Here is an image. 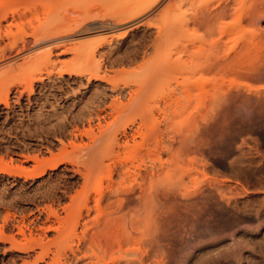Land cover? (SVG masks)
Listing matches in <instances>:
<instances>
[{
	"label": "rangeland",
	"instance_id": "obj_1",
	"mask_svg": "<svg viewBox=\"0 0 264 264\" xmlns=\"http://www.w3.org/2000/svg\"><path fill=\"white\" fill-rule=\"evenodd\" d=\"M151 1L134 22L101 27ZM263 13L264 0H0V264H50L58 230L74 225L71 243L64 237L76 248L100 204L114 212L117 238L99 264H139L144 254L142 264H187L188 250V264H264V223L253 231L264 220ZM59 24L77 34L64 43L98 52L71 61L51 45L57 36L33 43ZM138 42L135 59L109 63ZM86 65L104 80L66 71ZM123 127L134 139L113 149L107 139ZM99 142L106 149L91 155ZM134 180L144 192L115 197ZM194 205L220 208L219 240L191 230ZM68 248L60 264L73 263Z\"/></svg>",
	"mask_w": 264,
	"mask_h": 264
},
{
	"label": "bare ground",
	"instance_id": "obj_2",
	"mask_svg": "<svg viewBox=\"0 0 264 264\" xmlns=\"http://www.w3.org/2000/svg\"><path fill=\"white\" fill-rule=\"evenodd\" d=\"M152 6V1L151 2H147V3H145V4H142V5H140V6H134V7H132V8H130V9H128V10H123V11H121L119 14H117V15H115L114 16V18L112 17V18H110V21H108V23L106 22V24H107V26L106 25H101V27H106V28H116V27H118V26H121V25H123V24H125V23H129V22H134L135 20H136V18L137 17H139L140 15H142V14H144V12H146L150 7ZM210 13L211 12H209V14L208 15H210ZM226 13V11H225V9L224 8H220L219 10H216V12L215 13H213L212 15L214 16V17H219L220 15L222 16V15H224ZM264 16V13L262 14V15H260V17H263ZM112 19V20H111ZM104 24H105V22H104ZM135 24H137V22H135ZM60 25V24H59ZM132 25H134V24H132ZM70 27V28H69ZM71 27H73V26H64L63 24H61L60 25V27L58 26V27H56V28H53L50 32H49V34L47 35V36H45V37H43V38H35L34 39V44L35 43H37V42H39V41H42V39H44V38H47L48 36H53V38L52 39H55L54 38V36H57V38L56 39H58V37H59V39L58 40H55L56 42L54 43V44H52L51 43V45L53 46V45H58V47H62V49H60V51H61V53L62 54H64L63 52H66V51H70V55H71V61H75L76 59H78V58H80V57H83V56H86V57H93L94 55H95V53L96 52H98L97 50H96V48L95 47H86V46H83L82 44H66V43H64L65 41H66V39H67V41H70L71 42V39H69V38H72L71 36H69V35H72L71 33H72V31H74L73 30V28L71 29ZM170 27V26H169ZM169 27H166L165 28V30H167V28L169 29V31H164V32H166V34H165V37H166V35L168 34V35H171L170 34V31H171V27L169 28ZM96 28H100V26H96ZM160 28V27H159ZM174 28V27H173ZM173 28H172V30H173ZM174 30L175 31H172V32H174V33H176L175 35H178V34H182V35H187V34H189L190 33V29L189 28H179L178 30H177V28L175 29L174 28ZM75 33V31L73 32V35H75L74 34ZM163 31L161 30V28H160V30H158V28H157V32H156V35H154V37H153V39H152V41H150V49H151V52L153 53V54H155L157 51H158V49H159V47L160 46H162V44H163V42H164V39H162V37H164L163 35ZM69 36V37H66V36ZM77 35V34H76ZM164 37V38H165ZM76 38V37H75ZM75 38H72V40L73 39H75ZM48 39V38H47ZM50 39V38H49ZM66 41V42H67ZM163 41V42H162ZM68 43V42H67ZM61 44V45H60ZM54 46V47H55ZM141 46H143V44L141 43V42H138V44L135 46V47H133L132 49H130V50H128L125 54H123L122 56H120V57H113V58H110V60H109V63L110 64H113L114 62H117V61H130V60H132V59H135L138 55H139V51H140V49L142 48ZM58 47H56V48H58ZM59 49V48H58ZM50 49H48V53H46L45 52V54H47L48 56V59H50L49 58V53H50V51H49ZM66 63H68V61L66 62ZM66 63L65 64H63V65H66ZM62 64V63H61ZM67 66V65H66ZM218 66L221 68V70H223V69H225L226 67H228L229 66V64H228V62L227 61H222V62H220V63H218ZM69 68H70V70H69ZM67 69V68H66ZM67 71V73H69V75H71L72 73H73V75L77 78V79H82V77H84V76H87V81H88V83L91 81V79H95V80H104V77H105V75L104 76H102V74H100V71H99V67H98V70H97V68L96 69H94L93 67H92V65H86V66H84V67H79V66H77V67H73L72 68V66H68V70H66ZM66 71H61V72H66ZM99 71V72H98ZM61 72H59V75H61L62 73ZM112 89H115V86L113 85V87H112ZM115 91V90H114ZM116 92V91H115ZM99 98V97H101V94H99V93H94L93 95H91L90 97H88V98ZM135 98V97H134ZM134 98L132 97V96H130V98H129V100L131 99V100H134ZM136 99V98H135ZM76 104H79V102H76ZM75 105V104H74ZM227 129L226 128H224V127H222L221 128V131L222 132H225ZM133 136H134V134H133ZM221 136V135H220ZM130 138H132V139H134L133 137H132V134H130V133H128L127 132V130H126V128L125 127H123V129L121 130V132H118V134H116V133H114V135L112 134L111 136H110V138L108 137V139H107V141L110 143V145H111V147L114 149V148H118V149H126L127 147H129L130 146V144H129V140H130ZM111 139V142L109 141ZM105 142V140L102 142L103 143V145L104 144H106V143H104ZM220 142L221 143H224V141L222 140V139H220ZM102 143H100L99 142V146H96L95 148H94V150L92 151V154L91 155H94L95 154V152L97 153L98 151L99 152H101V150H102V148L103 147H101V144ZM108 144V143H107ZM97 147H99V149L97 148ZM100 147H101V149H100ZM108 147H110V146H108ZM110 147V149H112ZM96 149H98V151L96 150ZM104 150L106 149V148H103ZM94 152V153H93ZM83 159L85 160V157L83 158V156H82V161H83ZM122 167V166H121ZM126 169L124 168L123 169V167H122V169H121V171H122V173L125 171ZM121 171H119V173L120 174H122L121 173ZM126 172V171H125ZM125 172L123 173V174H125ZM118 173V174H119ZM140 176V175H139ZM155 176V175H154ZM140 178H142L143 179V176H141ZM87 178H85V181H87L86 180ZM136 183H134L133 182V185L131 184V188H130V184H129V186L128 185H126V186H124L122 189L120 188V189H117L116 191H115V197L116 196H118L119 195V193H121L122 192V194H124V193H129V192H132L133 190H135V187L136 186H139V188L140 189H142V191L144 192V190H143V188H141V187H143V185L142 184H140L141 182L139 181V180H134ZM87 182H89V180L87 181ZM86 182V183H87ZM138 182H140L139 183V185H137L138 184ZM86 183L84 182V184L86 185ZM85 185H84V187L83 188H85ZM136 185V186H135ZM142 185V186H141ZM128 186V187H127ZM213 187H215L216 188V190H217V192L219 193V196L221 197V198H225L227 201H229V198H226V196H225V194L224 193H222V192H219V188H218V186L217 185H214ZM138 188V187H137ZM139 188L137 189V190H139ZM200 190V187L199 188H197L196 189V191H199ZM102 192H105V191H101L100 193H102ZM139 192V191H138ZM108 193V192H107ZM105 194V193H104ZM142 195H143V193H141ZM142 195H139V198L140 199H143V196ZM105 195H100L99 194V200H97L98 201V203H97V206L99 205V202H100V200H102V198L104 197ZM107 196V195H106ZM118 197H120V196H118ZM107 198V197H106ZM105 198V199H106ZM119 202H117V204H118ZM101 206H102V204H100ZM99 205V206H100ZM98 206V207H99ZM99 207L100 209V211H101V214H100V217H101V215H102V217L99 219L98 218V220L97 219H94V220H96V221H94V220H92V221H94L93 222V224L91 223V226H88V223H90V221L88 220V223H87V220L82 224L83 225V227H85V229H86V226H87V229H88V231H87V229L85 230L84 228V234H86V235H84L83 234V240H84V242L83 243H81V244H79L78 246H76V248L74 247L73 249L71 248V244L70 245H68L67 244V238L66 237H64V236H66V235H68V237H69V235H70V237L72 236H76V227L73 225V227L71 226V228H68V231H67V229H65V228H61V230L59 229L58 231H59V233H57V235L54 237V242H56V243H54L57 247H54V251H58L57 252V255H56V252L54 253V255H53V257L50 259V262H48V263H50V264H60V261H59V259L60 258H58L59 256H60V254H59V252H60V250H62L63 249V247L64 246H67V248L68 247H70L71 248V254H72V256H73V263H71V264H81V262L80 261H82V258H84V259H86L85 261L83 260V262H82V264L84 263V264H99L98 262H100V260H98L99 259V257H101L102 259H103V257L104 256H106V254H107V256H109V257H111V254H112V251H113V249L112 248H114V246L113 245H115V238L114 237H116L117 238V235L116 236H114V234L115 233H113V226L115 225V224H113V223H115L114 221L116 220V217H114V212H112V211H109V212H104L103 213V211H102V207ZM119 208H120V205L118 204L117 205ZM204 210L205 209H203V205H201V207H198L197 205H194L193 207H192V214H193V216H194V219L192 220V222L190 223V228H191V230H193V231H196V233H197V236L198 237H201V236H203V235H208V236H210V240H212V241H217V240H219L220 238H218V234H219V232H220V230H221V226H222V224L220 225V223H219V220H220V215H221V210H220V208L218 207V206H216L215 208L213 207L212 208V210H210V211H208V212H206V214H204ZM207 215V216H206ZM89 218V217H88ZM121 219H123V218H121ZM211 220H215V221H217V223H216V226H214V225H212L211 224ZM233 220H235L234 218H233ZM91 221V222H92ZM78 222V221H77ZM154 222H156V224H158L157 223V220L156 221H154ZM263 223H264V220H260V222L258 223V224H256L255 225V229H253V231H256L257 229H260L261 228V226L263 225ZM225 224V223H224ZM223 224V225H224ZM155 225V223L153 224V226ZM156 227H157V225H155ZM159 226V225H158ZM91 227V228H90ZM112 228V229H111ZM65 231H63V230ZM73 230V231H69V230ZM155 229H157V228H154L153 230L154 231H156ZM74 230H75V233H74ZM61 231V232H60ZM87 231V232H86ZM153 231V232H154ZM237 231H239V229L237 228V229H235V231L234 232H232V234H231V236H236V237H239L240 235H238V234H235ZM71 232H72V235H71ZM86 232V233H85ZM112 232V233H111ZM63 233V234H62ZM70 233V234H69ZM188 233H190V231H188ZM63 237H62V236ZM114 236V237H113ZM70 237H69V242L68 243H71V241H72V237H71V239H70ZM66 238V242H63V241H65L64 239ZM153 238H154V235H153ZM155 238H156V236H155ZM238 239V238H237ZM71 240V241H70ZM80 240V239H79ZM82 240V241H83ZM53 241H52V245H54L53 244ZM81 241V240H80ZM57 242H58V244H57ZM61 242V243H60ZM79 242V241H78ZM80 243V242H79ZM114 243V244H113ZM238 243L240 244L241 242L239 241V239H238ZM62 244V245H61ZM64 244H66V245H64ZM58 246H60V247H58ZM62 246V247H61ZM73 247V246H72ZM56 248H57V250H56ZM69 249V248H68ZM112 249V250H111ZM196 249H199V247L198 248H196ZM195 248H194V251L196 250ZM97 250V251H96ZM111 250V251H110ZM199 250H201V249H199ZM65 250L63 249V252H64ZM191 251L192 250H188V251H186V258H187V264H188V262H189V257H190V255H191ZM61 253V252H60ZM111 253V254H110ZM58 254H59V256H58ZM97 254H98V256H97ZM79 255H81V256H79ZM100 255V256H99ZM104 255V256H103ZM68 256V255H67ZM71 256V257H72ZM106 256V257H107ZM142 256V257H141ZM140 256V258H139V260H138V263L139 264H142V262H143V260L147 257L145 254L144 255H141ZM62 257V256H61ZM106 257H104V259L106 258ZM94 258H95V260H94ZM100 258V259H101ZM65 259V258H64ZM69 259V258H68ZM101 259V260H102ZM103 259V260H104ZM62 260V259H61ZM67 260V259H66ZM102 260V261H103ZM68 261V260H67ZM72 260H70V262H71ZM158 261V264H160L161 263V261H162V259L160 258L159 260H157ZM62 262H64L63 260H62ZM66 263V262H65ZM65 263H63V264H65ZM101 263V262H100ZM67 264H70V263H68L67 262ZM114 264V263H113ZM118 264V263H117Z\"/></svg>",
	"mask_w": 264,
	"mask_h": 264
}]
</instances>
